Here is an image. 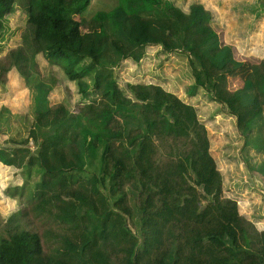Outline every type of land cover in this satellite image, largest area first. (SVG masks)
<instances>
[{
  "label": "rangeland",
  "instance_id": "1",
  "mask_svg": "<svg viewBox=\"0 0 264 264\" xmlns=\"http://www.w3.org/2000/svg\"><path fill=\"white\" fill-rule=\"evenodd\" d=\"M169 1L184 11L201 4L211 13L220 43L231 46L234 58L243 64L226 71V87L210 93L194 89L185 54L149 46L140 62L124 60L112 75L92 81L85 74L90 88L81 95L59 66L43 58L26 14L13 8L0 21V145L27 137L33 97L28 73L50 86V106L61 104L70 115L82 116L98 128L95 141L108 140L102 185L110 195L123 196L114 209L129 224L127 189L139 192L148 214L137 264H161L173 238L180 264H257L246 250L264 259V179L247 170L245 161H263L264 153L244 147V135L227 104L249 80L264 117V11L260 0ZM118 2L91 0L82 15L74 14L81 33L97 31L94 15ZM134 103L144 105L147 131L134 130L125 137L114 108ZM28 178L24 170L0 164V238L30 232L43 243L42 233L50 224L30 212L22 187L36 179ZM62 198L72 199L73 189L66 188ZM228 231L235 248L204 240Z\"/></svg>",
  "mask_w": 264,
  "mask_h": 264
},
{
  "label": "trees",
  "instance_id": "2",
  "mask_svg": "<svg viewBox=\"0 0 264 264\" xmlns=\"http://www.w3.org/2000/svg\"><path fill=\"white\" fill-rule=\"evenodd\" d=\"M90 1L0 0V21L13 8L23 10L26 22L34 28L40 54L59 66L81 95L90 88L85 74H90L92 81L112 75L124 60L140 62L149 46L185 54L193 88L208 93L226 87V71L243 65L234 58L231 46L220 43L211 13L201 4L184 11L169 0H119L112 9L94 15L97 31L81 33L74 14L82 15ZM259 7L264 11V0ZM213 72L218 73L215 78ZM26 77L33 92L32 122L23 142L11 139L0 145V164L22 169L28 179H36L22 190H27L34 218L50 224L42 233L47 251L37 234L10 235L0 238V264H137V255L144 249L143 219L148 214L139 192L127 189L129 224L114 209L123 196L110 195L102 185L108 140L100 137L95 141L97 127L80 115H70L61 104L50 106V86L28 73ZM143 106L115 105L125 137L134 130L147 131ZM227 109L244 135V147L264 153V117L251 81L234 91ZM245 163L247 170L264 179V160L250 163L246 159ZM66 188L73 189L72 199L62 198ZM204 240L236 247L230 231ZM178 251L173 238L161 264H180ZM246 254L264 264L262 256L249 250Z\"/></svg>",
  "mask_w": 264,
  "mask_h": 264
}]
</instances>
